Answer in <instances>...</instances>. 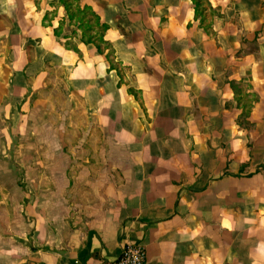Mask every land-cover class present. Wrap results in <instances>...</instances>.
Wrapping results in <instances>:
<instances>
[{"label": "crops", "instance_id": "1", "mask_svg": "<svg viewBox=\"0 0 264 264\" xmlns=\"http://www.w3.org/2000/svg\"><path fill=\"white\" fill-rule=\"evenodd\" d=\"M78 1L103 43L58 0H0V158L55 89L78 102L100 164L83 213L0 209V264H97L129 242L145 264H264V0L197 15L191 0Z\"/></svg>", "mask_w": 264, "mask_h": 264}, {"label": "rangeland", "instance_id": "2", "mask_svg": "<svg viewBox=\"0 0 264 264\" xmlns=\"http://www.w3.org/2000/svg\"><path fill=\"white\" fill-rule=\"evenodd\" d=\"M205 1L201 0L204 6ZM50 97L47 109L41 103L28 106L25 113L28 120L26 133L11 144V155L0 158L4 162L0 163L1 166L12 163L17 167L14 174L6 172L0 177V198L7 200L0 209L11 213L14 200L24 203L32 198L39 203L40 198L42 203L56 204L48 207L49 212L57 209L60 216L67 215L64 219H68L71 213H83L93 196L88 181L94 176L91 172L85 173L97 170L99 159L84 155L98 147L83 134L80 125L85 123V117L77 107L78 102L65 100L61 90L53 89ZM5 146L7 143H0V148ZM51 165L63 167L53 173L43 172L44 166ZM12 179L13 186L8 183ZM25 185H31V196ZM24 194H28V198ZM37 209H42V206L38 205Z\"/></svg>", "mask_w": 264, "mask_h": 264}, {"label": "trees", "instance_id": "3", "mask_svg": "<svg viewBox=\"0 0 264 264\" xmlns=\"http://www.w3.org/2000/svg\"><path fill=\"white\" fill-rule=\"evenodd\" d=\"M64 7L69 19H73L77 22V25L83 34L88 37L86 40L91 41L97 39L103 43L102 32L106 29V25L100 23L98 15H96L88 6H80L78 0H58ZM195 15L200 14L202 9L198 10L201 4V0H191Z\"/></svg>", "mask_w": 264, "mask_h": 264}, {"label": "built area", "instance_id": "4", "mask_svg": "<svg viewBox=\"0 0 264 264\" xmlns=\"http://www.w3.org/2000/svg\"><path fill=\"white\" fill-rule=\"evenodd\" d=\"M97 264H145L144 246L138 242L125 243L115 259L99 260Z\"/></svg>", "mask_w": 264, "mask_h": 264}]
</instances>
